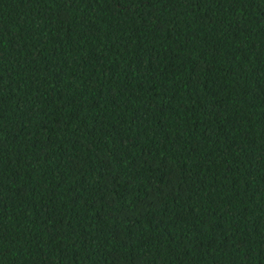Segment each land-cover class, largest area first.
Here are the masks:
<instances>
[{"label":"trees","instance_id":"trees-1","mask_svg":"<svg viewBox=\"0 0 264 264\" xmlns=\"http://www.w3.org/2000/svg\"><path fill=\"white\" fill-rule=\"evenodd\" d=\"M0 264H264V0H0Z\"/></svg>","mask_w":264,"mask_h":264}]
</instances>
